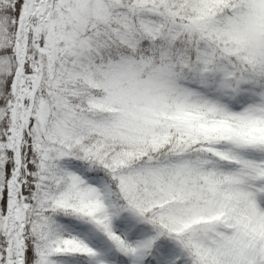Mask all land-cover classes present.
Instances as JSON below:
<instances>
[{
  "label": "snow or ice",
  "instance_id": "obj_1",
  "mask_svg": "<svg viewBox=\"0 0 264 264\" xmlns=\"http://www.w3.org/2000/svg\"><path fill=\"white\" fill-rule=\"evenodd\" d=\"M0 264H264V0H0Z\"/></svg>",
  "mask_w": 264,
  "mask_h": 264
}]
</instances>
